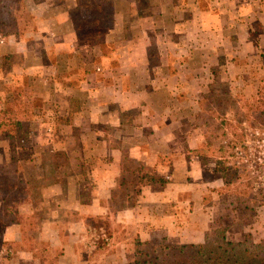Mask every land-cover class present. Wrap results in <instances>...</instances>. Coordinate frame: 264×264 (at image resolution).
<instances>
[{
    "label": "rangeland",
    "instance_id": "1",
    "mask_svg": "<svg viewBox=\"0 0 264 264\" xmlns=\"http://www.w3.org/2000/svg\"><path fill=\"white\" fill-rule=\"evenodd\" d=\"M201 2L202 9L208 10L211 7L214 14L194 17L195 22L188 26L187 31L185 28L183 29L186 33L171 36L158 32L156 37L151 35L150 39H153V42L160 47L155 49L151 45L146 50V57L150 60L149 66L154 71L151 72L152 70L149 69L150 72L152 75H156V72H159L157 70L162 69L161 58L164 57L163 60H165L166 55H170L168 60L173 77L171 84L184 85L183 94L173 97L181 102L176 106L180 104L184 106L186 102L190 106L192 103L195 105L200 98L198 93H210L211 98L220 95L225 88L222 85L223 82L228 83L230 89L243 99H254L259 89V81L263 77L260 54L264 50V0H202ZM140 3L143 5L144 1L141 0ZM0 6L1 22L5 26L0 28V50L3 37L14 35L18 42H25L26 47L32 49V53L43 55L38 42L39 36L48 35L51 30L54 33L58 31L55 17L60 10L71 8L69 23H73L77 29L79 37H81L79 40L84 43L90 40L92 41L90 45L97 44L99 40V36L97 37L96 34H92L94 32L89 31V28L92 29L91 26H94L95 23L103 25L104 28L112 25L110 1H106L104 5L100 6L97 0H77L75 5L73 3L69 6V2L65 0H0ZM102 8L106 13L104 17L99 15ZM141 9L146 11L145 6H142ZM65 29L60 33H64ZM178 37L181 38V41L177 40ZM177 43L183 46V51L178 49ZM201 47L209 49L210 54H213L209 57L210 60L205 61V76L196 80H185L180 72L181 68L178 64H173V61L179 59V51L184 54L185 49ZM102 48L101 50L98 47L91 48L92 56H95L99 51L110 54L113 50L111 47ZM143 48L144 46L135 48L131 54L142 56ZM161 48L166 51H162ZM49 55L54 59V50H51ZM8 56H2L0 51V131L12 132L9 125L20 121L22 131L27 134L28 145L23 150L20 147H11L8 145L7 138L0 134V185L9 187L17 185L13 190L18 210L22 213L25 224L21 228V237L12 241L13 243L4 241L2 233L5 227L0 226V264H43L39 258H31L33 253H38L35 252L36 246L48 251L43 255L50 257L49 261L52 258H59V264H115L114 258L107 263L103 257L104 253L112 252L110 246L107 245L110 241H106V238L111 237L112 231L115 230L110 220L105 218L89 220L91 228H102V232L95 233V238H90V236L86 239L82 246H87L88 249L82 247L80 255L73 261L61 258L63 256L61 251L64 249L62 247L60 249L58 245L54 244L55 241L51 240L52 235L46 237L42 234L44 221L50 220L51 216L48 215H52L49 210L54 211L53 207L56 205L55 203H50L52 205L49 206L44 204L41 189L57 180L62 181V185H65L78 178L77 183L83 180L85 187L89 186L91 181L84 174L83 176L75 174L80 172L78 168L82 166L80 160L75 161L79 146L77 143L66 145L64 138L70 136L71 131L69 132L68 129L58 125L60 122L68 121L67 109L52 110L49 103L43 98L45 92L43 82L31 81L25 76L26 74L21 73L20 55ZM7 59L12 63L9 64ZM113 62L112 60L110 63ZM12 64L15 65L12 67ZM103 67H106V64H103ZM4 74H6L5 77ZM101 75L99 76L101 77ZM105 82L112 84L109 83L112 82L111 80ZM155 82L154 79L148 85V89H153L156 86ZM165 98L159 99L166 103ZM59 101L62 103L66 100L62 97ZM4 103L11 105L15 112L24 113L22 114L23 120H18L20 117L14 114L3 115L1 112L4 109ZM207 105L209 107L208 103ZM210 108L214 109L215 107L211 106ZM204 112L208 118L210 114L206 110ZM129 113L137 116L136 109ZM157 119L155 117L151 122H156ZM56 120L59 121L56 122ZM142 120L140 119V123ZM248 120L241 118L238 123L246 146L237 145L239 147L232 148L224 159L226 166L232 167L236 171L237 182L231 186H225L219 174L214 173L215 162L220 154L216 151L217 142L214 146L216 150L212 154L208 153L209 155L204 161L200 160L199 162L197 158H193L194 167L189 170V175L186 174L184 166L179 168V171L173 170L170 174L169 170L166 178L170 183L182 182L188 186L184 191V196L179 199L181 203H185L188 209L186 216L185 214L183 217L181 216L182 222L178 226L182 228L183 233L178 231L175 235L166 236L167 233L159 232L155 233L151 240L175 243L176 236L187 234L188 240L197 241L199 237L204 242L215 237V229L225 228L226 237L230 241L242 242L247 238L246 235H249L253 243H264V113L251 116ZM199 132V134L196 132L184 134L177 130L176 139L179 147L184 149L188 136H192L194 141L196 137H200L202 140V131ZM218 137L215 136L216 139ZM69 149L74 150L77 154L74 155ZM66 151L72 159L70 161L66 156L67 163L62 157L59 159V164L47 157L51 152H63L66 155ZM60 164L63 166L59 167ZM129 166L134 167L135 164ZM125 177V188L119 192L120 199L133 195L134 191L131 189L133 180L130 179L133 177L127 175ZM248 182H250V186H248L251 188L250 190L246 186ZM80 195L85 200L88 199L89 192H81ZM69 200L71 201L69 197L62 196L60 204H58L60 208L54 214L58 221L57 225L60 227L68 224V218L65 215L68 214L67 210L71 206ZM201 231H203L202 234ZM125 232L126 230L121 232L127 245V253L122 258L123 263L132 261L137 239L136 237L126 239ZM99 246L101 248L99 255L93 257L91 254L90 258H84ZM81 253L85 255H81Z\"/></svg>",
    "mask_w": 264,
    "mask_h": 264
},
{
    "label": "crops",
    "instance_id": "2",
    "mask_svg": "<svg viewBox=\"0 0 264 264\" xmlns=\"http://www.w3.org/2000/svg\"><path fill=\"white\" fill-rule=\"evenodd\" d=\"M65 1L70 6L73 3L75 5L77 0ZM97 1L100 6L110 1L112 6L110 27L94 24L92 29L89 28L91 33L94 32L92 34L99 36L97 44L90 45V40L85 43L79 40L81 37L77 29L73 23H69L70 8L60 10L55 17L58 31L54 33L51 30L52 33L39 36L38 42L43 55L32 53V49L27 48L25 42H18L14 35L3 37L0 51L4 57L20 55L21 73L26 74L31 81L43 82V98L52 110L67 109L68 121L58 125L71 131V137L68 135L64 138L65 144L77 143L79 146L78 154L69 149L74 155L77 154L75 161L80 160L82 165L78 168L80 172L75 174H84L91 181L85 187V181L77 183L78 178L65 185L57 180L41 189L44 204L56 205L53 207L54 211L49 210L52 215H48L51 216L50 220L44 221L42 234L46 237L52 235L54 244L64 249L61 251V258L73 261L80 255L83 242L90 236L95 238V233L102 232V228H91L89 220L105 218L110 220L115 230L111 237L106 238V241H110L107 245L112 252H103L102 255L106 262L114 258L115 264H122V258L127 253L122 231L126 230V239L136 237L142 242L151 240L159 232L167 233L166 236L175 235L178 231L183 233L178 226L188 209L179 199L184 196L188 186L182 182L170 183L166 174L169 170V174L173 170L179 171L184 166L186 174L189 175V170L194 167L193 158L200 162L193 151L205 142L203 135L202 140L196 137L195 141L192 136H188L184 149L179 147L177 130L184 134H199L201 130H184L176 119V113L184 111L190 105L186 102L184 106H176L181 102L173 97L183 94L184 85L171 84L173 77L168 60L170 55H166L165 60L164 57L161 58L162 69L152 75L151 72L154 71L149 66L146 50L151 45L155 49L160 46L150 39L151 35L156 37L158 32L171 36L186 33L183 29L187 31L188 26L195 22L194 17L212 15L214 12L211 7L208 10L202 9V0H143V5L141 0ZM142 6H145L146 11L141 9ZM105 14L104 8L100 9L99 15L104 17ZM63 29L64 33H60ZM177 40L181 41V38L178 37ZM177 44L178 49L183 51V46ZM142 46V56L131 54L133 49ZM97 47L100 50L102 47H111L113 50L110 54L99 51L92 56L91 48ZM202 48H188L184 54L179 51V59L173 61V64H178L181 68L180 72L185 80H196L205 76V61L210 60L209 57L213 54H210L209 49ZM51 50L55 52L54 59L49 55ZM112 60L114 62L110 63ZM11 63L10 61L9 64ZM13 65L15 64L12 67ZM154 79L156 86L148 89ZM106 80H111L109 83L112 84L106 83ZM118 88L120 90H116ZM62 97L66 101L61 103L59 100ZM164 97L166 103L159 99ZM191 106L198 109L197 102ZM134 109L137 110V116L129 113ZM155 117L158 118L156 122H151ZM140 119H143L142 123ZM66 156L72 161L68 151ZM132 164L135 166L130 167ZM126 175L133 177L130 178L133 180L132 188L129 185L128 187L134 191L133 195L120 199L119 192L125 188ZM140 177L167 181L147 183L146 179L142 181ZM87 191L89 197L83 200L80 193ZM62 196L71 199V206L65 215L68 224L60 227L54 214L60 208L58 204ZM21 228L22 225L19 224L6 226L2 233L4 241L13 243L12 241L19 239L22 235ZM176 238L175 243L179 244L203 243L199 237L197 241L188 240L187 234L178 235ZM83 248L88 249L87 246ZM99 250L100 246L84 258H90L91 254L93 257L99 255Z\"/></svg>",
    "mask_w": 264,
    "mask_h": 264
},
{
    "label": "trees",
    "instance_id": "3",
    "mask_svg": "<svg viewBox=\"0 0 264 264\" xmlns=\"http://www.w3.org/2000/svg\"><path fill=\"white\" fill-rule=\"evenodd\" d=\"M1 21L0 10V28H3L5 26ZM260 56L263 77L259 81V89L254 99H243L239 94L234 93L230 89L228 83L223 82L222 85L225 88L220 95L211 98L210 93H204L200 95L197 101L198 109L189 106L184 111L176 113V119L179 120L184 130L200 128L202 131L205 142L193 151L199 160L204 161L206 156L210 153L212 154L216 150L214 149L215 142L218 143L216 151L220 154L215 162L214 173L219 174L225 186H231L238 180L236 171L232 167L226 166L224 160L226 154L230 153L232 148L239 147L237 145L246 146L243 134L240 131L241 129H239L238 123L240 119L245 118V120L249 121L248 118L251 116L264 113V50ZM209 98H211L210 101ZM211 106L215 108L212 109L210 108ZM205 110L210 114L208 118L205 116ZM1 113L3 115L10 116L14 114L15 116H19L20 119L18 120H21L22 114H24L22 112H15L8 103H4V109ZM9 127L12 132L0 131V134H3L7 138L9 146L14 148L20 147L21 150L25 149L28 145V139L27 134L22 131L20 121L11 123ZM215 136H219L218 139ZM228 136L230 137L228 138ZM47 157L58 164L61 157L65 159L66 163L68 162L63 152H51ZM61 166L63 165L60 164L59 167ZM145 179L147 183H164V180L160 178H157V182L154 177H148L149 180L147 177H140L142 181ZM54 182L56 181H52L51 183ZM16 186L0 185V226L2 227L11 224H25L24 217L18 210L13 190ZM246 186L247 189H251L248 187L250 186V182ZM17 189L19 190V188ZM214 235L213 239L199 244L168 243L159 240L142 242L136 239L132 261L122 264H264V243H253L249 235H246L247 238L242 242L230 241L226 237L225 228L215 229ZM35 252L38 253H33V258H39L41 263L57 264V258H52L49 261L50 257L43 255L45 252L48 253L47 250H42L36 246Z\"/></svg>",
    "mask_w": 264,
    "mask_h": 264
}]
</instances>
